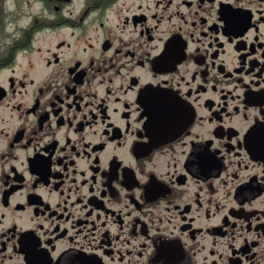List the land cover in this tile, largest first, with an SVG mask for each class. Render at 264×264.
<instances>
[{"label": "flooded vegetation", "instance_id": "1", "mask_svg": "<svg viewBox=\"0 0 264 264\" xmlns=\"http://www.w3.org/2000/svg\"><path fill=\"white\" fill-rule=\"evenodd\" d=\"M0 264H264V0H0Z\"/></svg>", "mask_w": 264, "mask_h": 264}]
</instances>
